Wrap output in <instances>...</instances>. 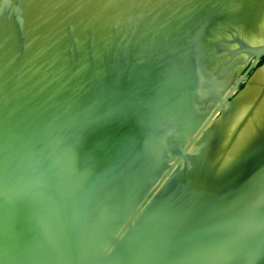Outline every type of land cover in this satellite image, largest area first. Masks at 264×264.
<instances>
[{"label": "water", "instance_id": "obj_1", "mask_svg": "<svg viewBox=\"0 0 264 264\" xmlns=\"http://www.w3.org/2000/svg\"><path fill=\"white\" fill-rule=\"evenodd\" d=\"M0 264H264V0H0Z\"/></svg>", "mask_w": 264, "mask_h": 264}]
</instances>
